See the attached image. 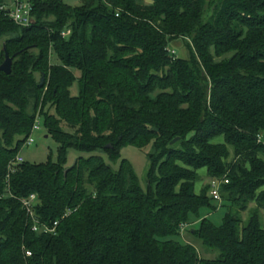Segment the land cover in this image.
<instances>
[{
  "label": "trees",
  "instance_id": "trees-1",
  "mask_svg": "<svg viewBox=\"0 0 264 264\" xmlns=\"http://www.w3.org/2000/svg\"><path fill=\"white\" fill-rule=\"evenodd\" d=\"M6 3L0 264H264V0H47L28 27ZM175 40L188 57L169 50ZM37 115L56 160L14 164ZM129 145L150 146L146 191L128 161L103 159ZM69 149L89 156L67 167ZM202 170L228 181L220 226L200 213L215 210L208 184L194 192ZM31 195L38 226L54 232L32 231L21 204ZM191 225L218 257L178 241Z\"/></svg>",
  "mask_w": 264,
  "mask_h": 264
},
{
  "label": "rangeland",
  "instance_id": "rangeland-1",
  "mask_svg": "<svg viewBox=\"0 0 264 264\" xmlns=\"http://www.w3.org/2000/svg\"><path fill=\"white\" fill-rule=\"evenodd\" d=\"M63 1L67 6L72 8L79 6L81 3V0ZM208 13L209 11H207V14ZM207 14L205 16H207ZM169 50L173 53L174 56L182 58L188 57V51L185 48L183 41L181 40L173 41L169 47ZM70 93L72 96H76L78 94L77 82L73 83L72 87L70 88ZM37 122L39 124V130L31 134L30 140L32 142L28 146H23L18 154L24 162L30 164H43L49 159L55 161L58 154V144L51 136L46 133V130L44 128V121L41 116L37 118ZM150 150V146L146 147L145 149H138L134 146L129 145L121 148L120 159H118L117 161L112 162L106 156H103V159L109 166H111L115 170H118L121 160L128 161L138 179L141 189L143 191H146L148 187L147 171L149 168L147 154ZM79 156L87 157L89 156V154L79 152L75 149H69L67 151L66 166H71L74 163L75 159H77ZM198 174L200 180H198V182H196L194 186L195 193H199L201 187L205 186L206 184L209 185V181L205 178V172L202 170L199 171ZM208 195L210 197V189L208 191ZM220 199V201L212 200V206L215 207V210L211 211L210 209H202L200 212L202 216L208 218L216 226L222 225L223 216L227 212V208L229 206L227 202H224L222 200L221 194ZM253 208L254 205L252 204L249 206L246 212L241 213V218L244 222L249 218L251 210ZM260 222L261 226L264 228V211L260 212ZM196 227L197 225L184 227L181 231V238L178 239V241L190 243L191 245H193L200 257L206 259H215L219 255L218 251L205 250L204 248H202L201 242L193 238L192 235L189 234V232L196 229Z\"/></svg>",
  "mask_w": 264,
  "mask_h": 264
},
{
  "label": "built area",
  "instance_id": "built-area-1",
  "mask_svg": "<svg viewBox=\"0 0 264 264\" xmlns=\"http://www.w3.org/2000/svg\"><path fill=\"white\" fill-rule=\"evenodd\" d=\"M47 0H7V3L2 6L1 10L4 11L10 20L21 27H28L34 23V18L32 14V10L34 7L35 2H44ZM69 32H64L62 34L63 37H66ZM40 117L39 115L36 116L29 138L23 144V146H28L32 142L30 140L31 134L35 131L39 130V124L37 122V118ZM24 162L23 159L19 156V154L13 160L14 164H19ZM228 181L226 179L217 180L212 179L209 181V189H210V197L213 201H220V189L223 185H227ZM36 202V196L31 195L27 199L21 200L22 208L24 209L26 215L32 220V231L36 233L44 232V233H52L54 232V228L50 229L46 226L39 227L38 221L34 217L33 207ZM56 223H54V226ZM26 257H30V252H25Z\"/></svg>",
  "mask_w": 264,
  "mask_h": 264
},
{
  "label": "water",
  "instance_id": "water-1",
  "mask_svg": "<svg viewBox=\"0 0 264 264\" xmlns=\"http://www.w3.org/2000/svg\"><path fill=\"white\" fill-rule=\"evenodd\" d=\"M12 61H13V59L11 58V57H9V55L5 52L4 53V61H3V63L1 64V66H0V71L1 72H3V73H5V74H10V72H11V65H12ZM42 81H43V79H41V83H42ZM177 140H174L173 142H172V144L174 143V142H176ZM66 172V171H65ZM64 172V173H65Z\"/></svg>",
  "mask_w": 264,
  "mask_h": 264
}]
</instances>
